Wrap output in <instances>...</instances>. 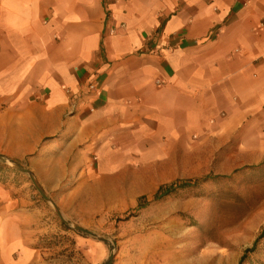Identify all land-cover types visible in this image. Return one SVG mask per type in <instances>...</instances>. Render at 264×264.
Masks as SVG:
<instances>
[{"label":"crops","instance_id":"0c3cea01","mask_svg":"<svg viewBox=\"0 0 264 264\" xmlns=\"http://www.w3.org/2000/svg\"><path fill=\"white\" fill-rule=\"evenodd\" d=\"M247 123L264 125V0H0V154L53 193ZM41 222L0 196V264H41Z\"/></svg>","mask_w":264,"mask_h":264},{"label":"rangeland","instance_id":"374dc122","mask_svg":"<svg viewBox=\"0 0 264 264\" xmlns=\"http://www.w3.org/2000/svg\"><path fill=\"white\" fill-rule=\"evenodd\" d=\"M209 138L181 139L155 162L76 173L56 193L27 157L0 154V196L22 197L42 218L41 264H238L264 228V125ZM195 180L152 201L161 185ZM241 264H264V237Z\"/></svg>","mask_w":264,"mask_h":264},{"label":"trees","instance_id":"16d2710c","mask_svg":"<svg viewBox=\"0 0 264 264\" xmlns=\"http://www.w3.org/2000/svg\"><path fill=\"white\" fill-rule=\"evenodd\" d=\"M210 180V177H205L203 179V181L206 180ZM196 180L191 182H174V183H170V184H166V185H161L157 188V190L155 191V193L152 195V201H158L166 196H169L173 193H175L177 190H181V189H186V188H192L194 186L197 185ZM142 202H147L146 199L144 197H141L139 199V204H141ZM144 204H148L144 203ZM142 204V205H144ZM141 206V205H140ZM264 237V228L261 230V232L259 233V235L257 236V238L255 239L253 245L251 248L246 249L243 253V255L240 257L238 264H241L246 256L247 253L253 252L255 249L256 244L258 243L259 240H261Z\"/></svg>","mask_w":264,"mask_h":264},{"label":"water","instance_id":"95a60500","mask_svg":"<svg viewBox=\"0 0 264 264\" xmlns=\"http://www.w3.org/2000/svg\"><path fill=\"white\" fill-rule=\"evenodd\" d=\"M77 229V231H79V232H81V233H88L87 231H85L84 229H81V228H76Z\"/></svg>","mask_w":264,"mask_h":264},{"label":"built area","instance_id":"2783aa9c","mask_svg":"<svg viewBox=\"0 0 264 264\" xmlns=\"http://www.w3.org/2000/svg\"><path fill=\"white\" fill-rule=\"evenodd\" d=\"M89 88H90V89H94V86L90 84V85H89Z\"/></svg>","mask_w":264,"mask_h":264}]
</instances>
